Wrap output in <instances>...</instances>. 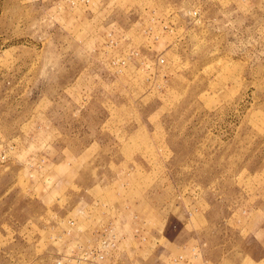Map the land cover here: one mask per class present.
<instances>
[{
	"label": "rangeland",
	"instance_id": "obj_1",
	"mask_svg": "<svg viewBox=\"0 0 264 264\" xmlns=\"http://www.w3.org/2000/svg\"><path fill=\"white\" fill-rule=\"evenodd\" d=\"M0 264H264V0H0Z\"/></svg>",
	"mask_w": 264,
	"mask_h": 264
}]
</instances>
